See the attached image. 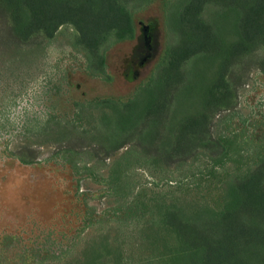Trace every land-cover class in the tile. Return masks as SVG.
<instances>
[{
    "label": "rangeland",
    "instance_id": "1",
    "mask_svg": "<svg viewBox=\"0 0 264 264\" xmlns=\"http://www.w3.org/2000/svg\"><path fill=\"white\" fill-rule=\"evenodd\" d=\"M179 2L151 0L134 9V38L105 52L107 78L87 71L85 58L72 45L70 26L28 51L6 47L0 40V108L5 117L14 126L27 119L44 122L50 115L62 124L80 126L100 114L86 110L90 102L133 98L172 42L167 21ZM207 69L202 63L192 71L187 101L202 98ZM211 133L224 141L228 157L215 166L201 155L165 167L128 146L104 160L88 150L53 156L57 145L52 138L61 136L52 134L42 137L36 164L22 165L0 153V241L14 237L28 249L57 242L59 249L70 251L66 263L75 264L87 245L106 237L114 250L113 264H159L164 251L160 243L152 248L150 241L156 235L171 241L162 224L163 212L171 206L185 208L182 214L171 211L170 220L184 222L188 235L226 238L230 226L245 219L238 204L231 217L222 216L226 188L264 157L263 73L250 67L237 89L235 108L216 115ZM8 138L10 149L18 140ZM252 252L234 253L224 264H264ZM118 254L121 258L115 260Z\"/></svg>",
    "mask_w": 264,
    "mask_h": 264
},
{
    "label": "trees",
    "instance_id": "2",
    "mask_svg": "<svg viewBox=\"0 0 264 264\" xmlns=\"http://www.w3.org/2000/svg\"><path fill=\"white\" fill-rule=\"evenodd\" d=\"M149 1L0 0V40L6 47L28 51L51 41L61 27L70 26L72 45L85 58L87 71L107 78L105 52L134 38L133 11ZM171 8L167 25L172 42L150 80L133 98L90 102L86 110L97 109L100 114L80 126L74 121H54L52 115L44 122L27 119L14 126L0 108V140L7 141L0 144V153L22 165L36 164L42 137L52 134L61 136L52 138L57 145L53 156L88 150L104 160L128 146L165 167L201 155L214 166L227 159L224 141L212 136V121L219 112L235 108L237 89L250 67L264 74V0H180ZM202 63L210 70L203 77L205 92L201 99L187 101L192 71ZM16 97H12V105ZM11 135L18 141L9 149ZM225 192L222 216L231 217L238 204L244 221L232 224L226 238L209 239L188 235L184 222L170 220L171 211L178 214L185 208H166L162 224L171 241L157 235L150 241L152 248L160 243L164 251L159 264H224L234 253L245 250L264 259V157L233 180ZM42 247L28 249L19 239L5 236L0 241V264H67L70 251L59 249L57 242ZM113 257V248L102 237L87 245L75 264H113ZM120 258L118 254L114 259Z\"/></svg>",
    "mask_w": 264,
    "mask_h": 264
}]
</instances>
